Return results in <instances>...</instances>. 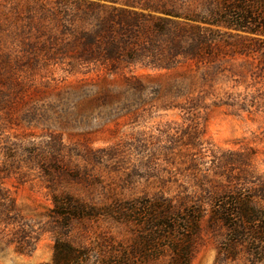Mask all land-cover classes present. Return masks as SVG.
Listing matches in <instances>:
<instances>
[{"label": "rangeland", "instance_id": "rangeland-1", "mask_svg": "<svg viewBox=\"0 0 264 264\" xmlns=\"http://www.w3.org/2000/svg\"><path fill=\"white\" fill-rule=\"evenodd\" d=\"M218 3L0 0V264H48L56 238L113 264L136 226L67 222V196L200 203L191 264H264L210 219L224 193L264 205V43L207 23Z\"/></svg>", "mask_w": 264, "mask_h": 264}, {"label": "trees", "instance_id": "trees-1", "mask_svg": "<svg viewBox=\"0 0 264 264\" xmlns=\"http://www.w3.org/2000/svg\"><path fill=\"white\" fill-rule=\"evenodd\" d=\"M209 15L207 23L256 35L250 40L264 43L260 38H264V0H219ZM55 211L67 222L107 217L136 226L131 243L111 254L113 264H149L162 260L165 264H191L206 213L200 203L177 207L165 196L114 199L103 206L67 196L61 201L55 199ZM210 219L228 228L225 253L235 257L234 250L239 245H247L255 251L258 260H264V205L255 202L253 195L236 191L215 196ZM91 257L90 248L56 238L48 264H83Z\"/></svg>", "mask_w": 264, "mask_h": 264}]
</instances>
